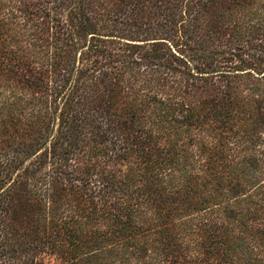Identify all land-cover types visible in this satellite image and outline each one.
I'll use <instances>...</instances> for the list:
<instances>
[{"label":"trees","instance_id":"1","mask_svg":"<svg viewBox=\"0 0 264 264\" xmlns=\"http://www.w3.org/2000/svg\"><path fill=\"white\" fill-rule=\"evenodd\" d=\"M0 264H264V0H0Z\"/></svg>","mask_w":264,"mask_h":264}]
</instances>
